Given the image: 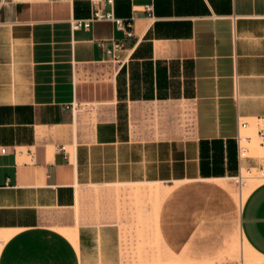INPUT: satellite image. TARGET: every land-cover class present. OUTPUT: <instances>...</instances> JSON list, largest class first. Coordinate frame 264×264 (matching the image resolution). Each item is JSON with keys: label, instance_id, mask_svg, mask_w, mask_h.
Wrapping results in <instances>:
<instances>
[{"label": "crops", "instance_id": "0c3cea01", "mask_svg": "<svg viewBox=\"0 0 264 264\" xmlns=\"http://www.w3.org/2000/svg\"><path fill=\"white\" fill-rule=\"evenodd\" d=\"M96 1L0 0V264H131L138 213L110 195L144 183H169L165 264H229L237 238L264 256V182L240 203L224 183L264 164L236 142L240 122L264 128V0H152V18L150 0L103 5L134 16L117 67L113 21L71 27Z\"/></svg>", "mask_w": 264, "mask_h": 264}, {"label": "rangeland", "instance_id": "374dc122", "mask_svg": "<svg viewBox=\"0 0 264 264\" xmlns=\"http://www.w3.org/2000/svg\"><path fill=\"white\" fill-rule=\"evenodd\" d=\"M89 106H82L88 108ZM249 155L264 156V149L259 147L258 141L255 136L248 144ZM261 182L253 178H247L245 184H240L235 178L224 180L226 186L236 197L240 203L248 191L256 184ZM169 183H144V184H129L117 185L112 189L110 199L114 206V211L121 217H128L131 214V209L138 213L139 217V233L140 242L138 248L133 252H129L126 260L131 264H165L175 262L176 259L161 243L155 228V219L157 211L162 198L169 190ZM100 199V189L94 187L88 194L85 200V211H98V203ZM80 210L75 208V218L78 220ZM53 219L55 222L60 220L59 215L54 214ZM130 251V250H129ZM240 238H237L232 247L227 252L225 259H230L229 264H264V256L254 253Z\"/></svg>", "mask_w": 264, "mask_h": 264}, {"label": "built area", "instance_id": "2783aa9c", "mask_svg": "<svg viewBox=\"0 0 264 264\" xmlns=\"http://www.w3.org/2000/svg\"><path fill=\"white\" fill-rule=\"evenodd\" d=\"M117 0H97L94 2V8L92 14L87 19H75L71 22V27L73 30L79 28H89L91 22L94 20H111L115 23L116 28L121 30L124 34L123 40L114 41L109 49H107V53L112 56V61L114 62L115 67H117L120 63H122L123 58L119 55V52L123 49L124 41L133 37V20L134 16L129 18H120L116 17L113 14L112 10H103V5H109L110 7ZM143 12L150 18H152V10L153 4L152 0L150 2L144 4ZM72 109L80 108V106L72 105ZM247 127V122H240L238 124V132L236 134V142H237V154L238 159L242 160L249 156V147L248 144L252 141V137L249 134L245 133V128ZM258 144L264 145V128H260L255 135ZM7 152L6 146H0V154H5ZM235 178L237 182L240 184H245L247 178H253L256 180H260L264 182V164L259 167H249V166H240L239 172ZM260 183V182H259Z\"/></svg>", "mask_w": 264, "mask_h": 264}]
</instances>
